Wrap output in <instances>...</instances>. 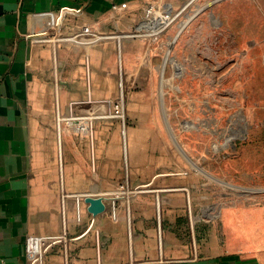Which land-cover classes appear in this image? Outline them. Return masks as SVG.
I'll return each mask as SVG.
<instances>
[{
  "label": "crops",
  "instance_id": "obj_1",
  "mask_svg": "<svg viewBox=\"0 0 264 264\" xmlns=\"http://www.w3.org/2000/svg\"><path fill=\"white\" fill-rule=\"evenodd\" d=\"M169 2L0 0V264H264V199L202 207L156 168L123 184L102 131L63 125L117 96L154 47L144 10Z\"/></svg>",
  "mask_w": 264,
  "mask_h": 264
},
{
  "label": "rangeland",
  "instance_id": "obj_2",
  "mask_svg": "<svg viewBox=\"0 0 264 264\" xmlns=\"http://www.w3.org/2000/svg\"><path fill=\"white\" fill-rule=\"evenodd\" d=\"M153 7L174 20L151 34L141 64H121L117 96L72 114L93 117L80 135L108 137L106 166L123 184L146 183L156 168L202 207L264 199V0Z\"/></svg>",
  "mask_w": 264,
  "mask_h": 264
},
{
  "label": "built area",
  "instance_id": "obj_3",
  "mask_svg": "<svg viewBox=\"0 0 264 264\" xmlns=\"http://www.w3.org/2000/svg\"><path fill=\"white\" fill-rule=\"evenodd\" d=\"M173 20L174 17H170L168 13L156 14L154 7L150 5L144 10L143 28L144 30H151L152 34L158 35V33L165 30ZM145 32L141 31L140 34L142 33V35H144ZM62 122H64L67 128L78 134H90L92 131L91 121L87 116L67 115L62 117Z\"/></svg>",
  "mask_w": 264,
  "mask_h": 264
},
{
  "label": "water",
  "instance_id": "obj_4",
  "mask_svg": "<svg viewBox=\"0 0 264 264\" xmlns=\"http://www.w3.org/2000/svg\"><path fill=\"white\" fill-rule=\"evenodd\" d=\"M86 202L89 204L88 211L92 215H96L102 208L100 200L86 199Z\"/></svg>",
  "mask_w": 264,
  "mask_h": 264
}]
</instances>
